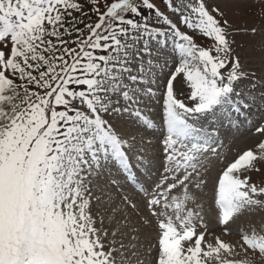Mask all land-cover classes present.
Segmentation results:
<instances>
[{
	"label": "snow or ice",
	"instance_id": "1",
	"mask_svg": "<svg viewBox=\"0 0 264 264\" xmlns=\"http://www.w3.org/2000/svg\"><path fill=\"white\" fill-rule=\"evenodd\" d=\"M229 2L262 13L260 28L248 31L264 49V0ZM164 4L168 11L155 0H0V264H147L153 218L162 230L154 264H244L228 258L232 244L207 242L197 232L198 222L207 227L203 216L188 208L201 207L203 161L216 152L205 126L246 122L253 103L237 90L245 78L234 50L238 29L207 0ZM145 9L164 27L148 23ZM170 42L179 59L162 88L153 87ZM157 91L159 136L143 111ZM125 118L131 128L121 127ZM157 147L160 155H150ZM258 149L218 177L222 225L264 209V175L260 185L251 175L264 171V142ZM157 159L165 175L148 184L144 172ZM138 196L147 197L146 216ZM241 240L245 252L264 257V231Z\"/></svg>",
	"mask_w": 264,
	"mask_h": 264
},
{
	"label": "rangeland",
	"instance_id": "2",
	"mask_svg": "<svg viewBox=\"0 0 264 264\" xmlns=\"http://www.w3.org/2000/svg\"><path fill=\"white\" fill-rule=\"evenodd\" d=\"M155 3H157L161 10L168 11L165 8L164 0H155ZM207 3L210 8L212 6H219L225 11V18L229 21L230 25L238 29V31L232 33L235 41L234 50L239 54L242 65L241 71L245 73V78L237 85V90L246 95L249 101L253 103L248 108L246 122L237 124L233 121L231 125L227 122L223 124L216 122L212 129H208L207 125L205 126V129L211 131L218 141L213 145L216 148V152L213 153L209 150L203 161L208 169L205 174L207 183L196 190L198 193L197 203L201 207L197 208L189 203L188 208L200 212L203 216V223L207 227H200L198 222L197 232H205V240L207 242L215 243L216 237H219L221 240L234 246L236 254L228 257L229 259L243 261L244 264H264V257H259L250 251H244L246 246H242L241 240L243 234L251 233L253 230L258 233L264 231V209L256 208L251 211H245L239 214L238 217H235L229 225L225 226L219 222L220 209L215 202V185L222 171L245 151L253 150L254 152H258V144L264 142V132L257 131L259 128H264V49L260 46L259 37H254L248 31V28L253 24L257 28H260L261 25L258 17L262 13L254 5L229 2V0H207ZM144 14L147 17L148 23H155L158 26L164 27V22L158 20L150 10L145 9ZM169 15L174 22L178 21V18L170 12ZM85 19L87 18L85 17ZM92 19L95 20L94 13L92 14ZM80 26L82 27V25ZM180 27L181 30L186 31L188 34H193L191 30L184 29L182 25ZM193 35L199 44L211 47V41L201 33L196 32ZM159 59L161 63L167 61V67L158 73L159 79L153 87L162 88L164 76L172 71L176 61L179 59V54L171 42L161 50ZM160 96L161 92L157 91L156 96L148 102L147 107L143 108L145 114L156 122L157 127L154 131L157 133V136L161 132L160 120L162 109ZM125 125L129 128L132 127L127 118L121 122V127ZM152 143L157 145L156 137L152 138ZM153 154L160 155L158 147L155 153H150V155ZM141 171L144 172L143 169ZM201 171L203 173V169ZM144 175L147 177L148 184L154 185L156 181L162 180L165 175L164 161L162 159L155 160L151 172H144ZM251 175L252 180L260 185L261 175H264V171L261 174L253 173ZM120 183L123 184L124 181L121 180ZM175 191L178 192L179 189ZM125 194L133 195L132 189L128 188ZM136 199L140 201V212L146 216L147 211L142 201L147 199V197L138 196ZM169 215L174 214L169 212ZM160 219L164 220L165 217L161 216ZM153 221L150 227L146 226L145 228V239L150 241L148 251L151 253L145 257L147 264H154V257L157 255V242L162 234V230L157 226L159 221L155 218H153ZM225 228H227V232H225Z\"/></svg>",
	"mask_w": 264,
	"mask_h": 264
},
{
	"label": "bare ground",
	"instance_id": "3",
	"mask_svg": "<svg viewBox=\"0 0 264 264\" xmlns=\"http://www.w3.org/2000/svg\"><path fill=\"white\" fill-rule=\"evenodd\" d=\"M262 61V60H261ZM254 101V100H253Z\"/></svg>",
	"mask_w": 264,
	"mask_h": 264
}]
</instances>
